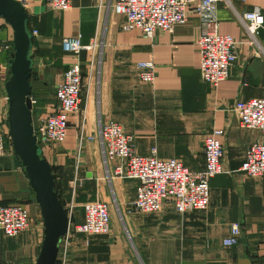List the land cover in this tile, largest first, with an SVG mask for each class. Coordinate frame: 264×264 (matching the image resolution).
I'll return each instance as SVG.
<instances>
[{
	"label": "crops",
	"instance_id": "crops-1",
	"mask_svg": "<svg viewBox=\"0 0 264 264\" xmlns=\"http://www.w3.org/2000/svg\"><path fill=\"white\" fill-rule=\"evenodd\" d=\"M28 13L31 42L32 126L35 130L56 105L55 87L72 63L81 67L82 98L69 116L61 144L40 147L52 166L54 189L64 209L72 202V223L84 220L82 204L104 201L111 216L104 235L73 234L65 250L58 242L54 264H264V175L245 176L240 167L247 147L264 142L258 129L241 125L236 100L264 99V28L250 43L236 14L264 0H219L220 32L238 42L236 61L226 79L211 86L200 77L201 33L196 13L173 30L147 38L139 28H122L124 16L106 10L110 0H70V8H49L46 0H18ZM264 24V23H263ZM14 31L0 17V131L6 153L0 156V207L21 204L30 222L18 237L0 229V264H34L44 238L43 218L24 166L8 137L9 59ZM80 35L83 45L101 42L102 59L87 77L89 51L64 50L66 36ZM155 63L151 84L137 76V63ZM93 72V73H94ZM119 123L142 155L173 157L192 171L204 167V139L221 130L223 172L210 180L205 210L177 212L167 201L154 213L135 212L138 180L112 176L115 159L104 156L95 136L101 122ZM83 131V132H82ZM94 135L93 139L88 136ZM241 228L236 244L222 243L232 224Z\"/></svg>",
	"mask_w": 264,
	"mask_h": 264
},
{
	"label": "built area",
	"instance_id": "built-area-1",
	"mask_svg": "<svg viewBox=\"0 0 264 264\" xmlns=\"http://www.w3.org/2000/svg\"><path fill=\"white\" fill-rule=\"evenodd\" d=\"M219 0H110L106 10L124 16L122 28L132 30L139 28L147 38L157 30H173L186 23L188 14H197L201 33L198 38L200 48V77L211 86L228 77L231 66L236 61L238 42L230 35L220 32L217 2ZM49 8L64 10L70 8V0H46ZM250 43H257L256 36L264 28V15L259 7L236 14ZM33 35L36 30L31 32ZM64 50L78 55L83 49L89 51L87 77L91 78L93 70L101 64V42L97 39L89 45H83L80 35L66 36L62 40ZM6 49L13 50L12 43L5 44ZM137 76L142 82L151 84L155 77V63L139 62L136 65ZM54 90L56 105L49 115L33 130L40 147L61 144L65 141L69 116L78 112L81 103L82 83L79 63H72L62 75ZM32 106L35 100L31 99ZM233 110L237 112L240 123L246 128H255L264 134V99L253 97L248 100H236ZM95 135L103 147L104 156L115 159L108 178L112 176L138 180L136 198L132 209L137 212L154 213L161 210L167 201L173 202L177 212L205 210L210 202V180L223 172L221 158L223 145L219 142L220 130H212L204 139V167L200 171L186 168L182 162L173 157L162 159L153 149L152 154H139L132 137L125 134L121 125L115 122H101ZM83 132V131H82ZM11 141V135L8 134ZM90 139L94 135L88 136ZM12 144V143H11ZM6 153L5 137L0 131V156ZM241 171L245 176L264 175V142L255 140L244 154ZM75 204L65 207L68 215V229L60 238L65 250L73 234L104 235L110 230L111 216L106 202L87 201L82 204L84 220L80 224L72 223ZM30 222L27 210L21 204L0 207V229L7 237H18L26 230ZM231 235L222 243L232 246L237 243L241 228L234 223L230 226Z\"/></svg>",
	"mask_w": 264,
	"mask_h": 264
},
{
	"label": "water",
	"instance_id": "water-1",
	"mask_svg": "<svg viewBox=\"0 0 264 264\" xmlns=\"http://www.w3.org/2000/svg\"><path fill=\"white\" fill-rule=\"evenodd\" d=\"M0 17L13 34L9 59L10 76L6 83L8 128L12 147L24 166L43 218L44 238L34 264H54L58 242L68 229V215L54 189L52 166L41 156V148L32 126L30 98L32 71V33L28 30V13L18 0H0Z\"/></svg>",
	"mask_w": 264,
	"mask_h": 264
},
{
	"label": "rangeland",
	"instance_id": "rangeland-1",
	"mask_svg": "<svg viewBox=\"0 0 264 264\" xmlns=\"http://www.w3.org/2000/svg\"><path fill=\"white\" fill-rule=\"evenodd\" d=\"M94 72V71H93ZM93 75H95V72L93 73Z\"/></svg>",
	"mask_w": 264,
	"mask_h": 264
},
{
	"label": "trees",
	"instance_id": "trees-1",
	"mask_svg": "<svg viewBox=\"0 0 264 264\" xmlns=\"http://www.w3.org/2000/svg\"><path fill=\"white\" fill-rule=\"evenodd\" d=\"M31 77L29 78V81H30Z\"/></svg>",
	"mask_w": 264,
	"mask_h": 264
}]
</instances>
